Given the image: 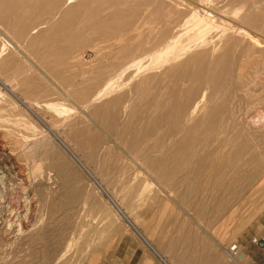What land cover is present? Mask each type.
Masks as SVG:
<instances>
[{"label":"bare ground","instance_id":"obj_1","mask_svg":"<svg viewBox=\"0 0 264 264\" xmlns=\"http://www.w3.org/2000/svg\"><path fill=\"white\" fill-rule=\"evenodd\" d=\"M222 1L224 0H0V75L6 77V82H0L46 127L45 131H34V136H37L34 141L38 144H32L33 149L38 148L35 150L42 151V155L51 160L56 170L54 177L48 176L49 186L54 185L52 188L55 189L46 205L56 206L60 201L69 202L73 197L67 193L70 190L69 180L65 177V162L51 151H44L49 148L50 143L58 140L55 128L69 142L101 143L104 140L103 143L115 145L116 150L122 154H116L112 145L99 149L96 165L101 176L111 173L110 165L114 157L120 161L123 154L131 157L136 166L143 170L145 176L140 184L123 186L120 190L122 194L116 196L118 198L115 201L112 200L113 204H118L123 210L124 205H128V210L134 209L135 204L144 208L136 214L131 212L133 219L127 221L133 226L141 224L146 228V211L151 203V194H147V191L167 192L175 204L189 209L191 199L185 201L189 197L184 195L185 189L216 194L223 187L229 186L226 183L218 188L208 182L196 184V181L201 176L200 173L205 171L203 160L215 159L234 143H242L245 137L256 145L264 143V114L250 113L251 108H264V81L254 79L264 74V67L248 62L234 64L232 53L239 46L244 50L262 48L263 41L248 29L264 32V15L258 1L249 3L247 0H229L226 4ZM44 3L46 7H43ZM229 4L231 7H227ZM44 12L53 14L44 18ZM80 19H85V25L79 26ZM100 33L108 36L102 42L118 37L120 46L113 50L114 47L111 48L109 44L99 45L101 41L94 43L96 38H92L93 35ZM127 33L128 39L125 37ZM28 41L31 42L30 45ZM45 41H51L53 47H49V44L45 46ZM91 46L93 53L85 60L83 50ZM67 59L82 61L89 68L87 71L93 74L92 80L99 84L102 82V87L91 93L94 89L82 91L74 86L75 82L74 85L69 83L64 70L58 69L66 64ZM17 64H24V69H18ZM249 76L253 78H245ZM36 77L40 82L45 80L42 83L48 88L52 85L51 88L59 95V99H64L67 103L78 102L76 104L79 110L73 114L65 108L67 104H62L64 102L45 100V104L37 106L63 113V118L58 121L59 125H55L56 122L53 121L55 128L46 125L45 116L40 118L39 111L31 110L22 99H31L28 88L33 84L29 82H32V78L36 80ZM89 78L90 76L88 80ZM37 85L39 87L40 84ZM15 92L22 93L23 97L21 94L15 95ZM49 94L54 93L49 91ZM36 96L40 98V95ZM241 97L244 101L237 102ZM36 98L32 99L40 104ZM230 123L232 127L229 128ZM84 130L87 132L84 133ZM32 146L28 147L30 151ZM213 166L212 164L211 167ZM214 168L217 171L220 166ZM40 170L37 165L35 174L39 176ZM207 170L210 171V168ZM243 183L237 179L230 181V185H235L238 189H242ZM229 200L228 197L215 198L212 205L222 207ZM199 206L201 207L200 203ZM198 216H188V220L201 225L204 220ZM105 217L108 223L119 224L110 229L109 235L115 238L126 230L124 222L115 217L111 210L106 209ZM5 226L0 225V244L5 241L2 237L4 230L8 229H3ZM10 228L11 226L9 231ZM31 229L32 227L20 232L18 228L15 239H28L32 249L22 257L15 255L10 258L0 248V264H38L40 255L35 247L37 238L29 236ZM96 235L101 239L100 231ZM221 238L214 239L216 247L233 264H241L243 258L239 253L240 248H226L225 238ZM98 249H95L96 256L99 255ZM44 254L46 257L47 254Z\"/></svg>","mask_w":264,"mask_h":264},{"label":"rangeland","instance_id":"obj_2","mask_svg":"<svg viewBox=\"0 0 264 264\" xmlns=\"http://www.w3.org/2000/svg\"><path fill=\"white\" fill-rule=\"evenodd\" d=\"M228 1L229 0H224L222 3L226 4ZM247 1L249 3L258 1L261 10H263L262 15H264V0ZM45 5L44 3L43 7L47 6ZM227 7H231V5L229 4ZM44 13V18H46V15L49 17L53 14ZM78 24L79 26L85 25V19L78 20ZM248 30L254 34L256 33L263 41L261 45L262 48L252 47V49L244 50L239 46L233 49V63L247 64L248 62V64H260L262 65L261 68H263L264 32L261 30ZM128 35V33L125 34L126 39L129 38ZM106 37L108 36L100 33L93 35L92 38H96L93 41L97 43L102 39L106 40ZM117 39L118 37L116 39H110L105 43L102 42V40L99 45L109 44L111 48L114 47L112 48L113 50H116L120 46L119 39ZM49 42L45 41V46L49 44V47H53V43H51V41ZM28 44L30 45L31 42L28 41ZM28 44L27 46L30 47ZM92 46L83 50L86 52L83 53V56H85L83 58L85 60L93 53L91 49ZM257 48H259L260 51L259 49L257 50ZM20 65H22V67ZM23 65L24 64H19L18 69H24L25 65ZM71 65L73 66L71 67ZM58 66H60V64ZM72 68L74 69L72 70ZM58 69L59 71L63 69L65 78H67L66 76L69 78L66 80L69 81V83L72 82V85L76 83L74 86H78L77 88L82 89V91L83 89L90 88V90L94 89L91 91V93H94L103 85L102 82L99 84L92 80V77H94L93 74L91 73V75L90 72H88L89 68L82 64V61L74 62L73 59H67L66 64ZM84 71L86 73H84ZM3 75L5 76V73ZM87 75L90 76L89 80V76ZM79 76L82 77V80H80ZM259 76L254 77V79L264 81V74ZM71 78H74V80H71ZM245 78L252 79L253 77L249 76ZM34 79L35 78H32V80H30L32 82H29V84H33V86L30 87L31 89L28 88L31 93L29 97L32 95L31 99H25L20 92H15V95L21 94V97H23L22 99L25 100V104H28L31 110L39 111L38 116L40 118L45 116L46 125L54 126L53 128H55V125L60 124L58 121L63 118V113H55L53 110L37 107L41 104H45V100L64 102L62 104H67L65 108L72 114L79 110L76 104L78 103L77 101H75V103H67L64 99H59V95L51 88L52 85L48 88L46 84L42 83L45 80H41L42 82H40L38 77H36V80ZM86 79L89 82L85 81ZM5 80L6 77H3L1 74L0 81L6 82ZM33 81H38V83H33ZM1 82L0 225H6L3 229L8 228L4 230V234L2 233V237L5 241L0 244V248H2L3 254L8 257L10 256V258L15 255H20L22 257L27 254V251L32 247L29 240L26 239V241L24 238L22 240H17L15 237L17 232L32 227L28 234L29 236L31 235V237L35 236L33 239L37 238L35 247H37L40 255L38 264H233L229 257L223 255L222 250L216 247L214 243V239L219 240L221 237V240L225 238L226 248L229 249L230 246L233 248L238 246L240 248L239 253H241L240 256L243 258L241 264H264V245L262 246L260 244L261 240L264 239V143H258L256 145L255 143H251L249 138L245 137L242 143H234V145L228 150L221 152L215 159L207 158L203 160L205 171H202V174L200 173L201 176L197 179L196 184L203 185L208 182L219 188L221 185L227 183L229 186L223 187L222 189L220 188L221 190L216 194L204 190H195L194 192L189 189H187V191L185 189V192L182 190L184 195H187L186 197L189 195L188 199L185 201L188 202L189 199H191L189 201L191 205L189 209L182 208L175 204L171 197L168 196L167 192L152 193V191H147V194H151V203L149 209L146 211L147 224L144 229L141 224L133 226L127 221L128 219H133L134 212V214H136V212L143 211L144 208L135 204L134 206L136 207H134V209L129 208L128 210L126 209L128 205H124L123 207L125 210H123L118 204L116 205L112 202V200L115 201L116 198H118L116 196L122 194L120 190L123 186H133L141 183L145 176L143 170L136 166L131 157L123 154L121 160L117 161L114 155V161H112L110 165L111 173L101 176L96 165L97 156L100 153L99 149L101 148L100 150H103L102 148H104V146L112 145L113 148H115L116 154L118 152L122 154L119 150H116L115 145L113 143H103L104 140H101V143L69 142L56 128L54 132L58 140L56 143H50L48 146L49 148L44 149V151H51L65 162L64 165L67 166L65 177L69 180L70 190L67 193L68 196L73 197L69 202L68 200L60 201L56 206L46 205V201L50 198V194L52 196V191L55 189L52 188L54 185L49 186L48 178L50 176L51 178L54 177L56 175V170L53 164H51V160L42 155V151L35 150L38 149L35 147L33 149V146H35L34 144H38L37 141H34V137L37 136H34L33 133H37V130L45 131L46 127L41 123L40 119L35 115L33 116L27 107L25 108L24 105H21L15 96L13 97V94L7 91ZM36 83L40 84L39 87H37L38 85ZM41 88H43V90ZM46 89L50 90L47 91ZM49 91L54 94L50 95ZM4 95L5 97H3ZM36 95H40V98ZM6 98L8 99L5 100ZM32 98L39 99L40 104H37ZM12 101H14L13 104ZM236 101L242 103L244 98L241 97ZM35 104L36 107L34 106ZM257 112H262V114H264V108H251L250 110L251 115H256ZM53 121L56 122V124L54 122L55 125ZM232 121L236 123V121ZM29 125H31V127ZM230 127H232V123L229 124V128ZM4 131H6V133ZM83 132L86 133L87 130ZM59 133L60 135L58 136ZM28 139H32L30 140L31 143ZM32 141L34 143H32ZM23 145H25V148H23ZM27 146H32L31 151ZM36 147H38V145ZM35 163L36 165H34ZM212 164L214 165L213 167H211ZM37 165H39L41 169L40 173H38L39 176L35 174ZM217 165H219L220 168L216 171L214 167L217 168ZM207 168H210V171H208ZM232 179L242 180V182H244L242 189H238L235 185H230ZM225 197L230 199L226 205L222 207H215L212 205L215 198L221 199ZM51 198L53 199V197ZM41 208L43 210H41ZM106 209L111 210L113 215L122 220L124 222L123 224H125L126 230L120 233L118 237L114 238L109 235L110 229L112 227H118L119 224L108 223L105 217ZM13 210L16 213L19 212L14 214ZM131 212L133 213L131 214ZM198 215L204 220L201 225L188 220V216L198 218ZM35 222L38 224L36 223L35 225ZM9 225L11 226L10 231ZM44 227L46 229L45 231L43 229ZM34 229L37 230L34 231ZM224 229L226 231H224ZM11 231L15 235L11 233ZM97 231L101 232V239L99 235H96ZM33 232L36 235H33ZM222 234L224 236H222ZM225 234L228 235L226 236ZM88 240L90 241L87 243L86 241ZM95 249L99 251L98 256H96L97 252H95ZM2 250L0 249V252H2ZM44 253L47 254L46 257Z\"/></svg>","mask_w":264,"mask_h":264},{"label":"water","instance_id":"obj_3","mask_svg":"<svg viewBox=\"0 0 264 264\" xmlns=\"http://www.w3.org/2000/svg\"><path fill=\"white\" fill-rule=\"evenodd\" d=\"M260 244L263 246L264 245V241H261Z\"/></svg>","mask_w":264,"mask_h":264},{"label":"crops","instance_id":"obj_4","mask_svg":"<svg viewBox=\"0 0 264 264\" xmlns=\"http://www.w3.org/2000/svg\"><path fill=\"white\" fill-rule=\"evenodd\" d=\"M261 241H264V239H263V240H261Z\"/></svg>","mask_w":264,"mask_h":264}]
</instances>
